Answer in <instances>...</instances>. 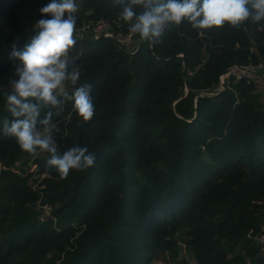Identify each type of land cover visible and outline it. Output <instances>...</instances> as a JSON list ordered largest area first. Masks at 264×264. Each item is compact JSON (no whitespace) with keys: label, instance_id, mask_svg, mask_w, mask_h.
Segmentation results:
<instances>
[{"label":"trees","instance_id":"16d2710c","mask_svg":"<svg viewBox=\"0 0 264 264\" xmlns=\"http://www.w3.org/2000/svg\"><path fill=\"white\" fill-rule=\"evenodd\" d=\"M48 2L0 0V264H149L184 250L194 261L182 264H264V102L254 80L214 92L230 66L264 60V21L203 35L184 22L151 47L135 34L128 49L76 37L70 61L79 83L94 85L95 115L84 121L66 101L60 116L47 106L41 118L54 113L61 153L86 146L96 163L60 180L47 154L2 132L18 63L9 54ZM78 4L76 28L106 18L129 29L114 0Z\"/></svg>","mask_w":264,"mask_h":264},{"label":"clouds","instance_id":"9594fccd","mask_svg":"<svg viewBox=\"0 0 264 264\" xmlns=\"http://www.w3.org/2000/svg\"><path fill=\"white\" fill-rule=\"evenodd\" d=\"M122 10L119 19L129 31L153 46L160 42L165 30L187 22L198 35L225 25L239 28L251 20L264 21V0H114ZM78 0H49L39 8L41 18L35 31L22 48L12 46L9 59L17 61L11 90L4 93L7 111L12 119L3 121L2 132L14 138L19 148L29 155L47 154L46 167L54 169L59 179L72 170L87 171L95 166L96 153L86 146H73L60 152L54 139L59 131L53 123L52 111L41 118V109L50 106L60 116L65 101L84 121L93 119L96 105L94 85L79 83L80 72L72 66L69 53L76 45ZM140 9V11H137ZM71 64V70H70ZM68 82L72 90H58Z\"/></svg>","mask_w":264,"mask_h":264},{"label":"built area","instance_id":"2783aa9c","mask_svg":"<svg viewBox=\"0 0 264 264\" xmlns=\"http://www.w3.org/2000/svg\"><path fill=\"white\" fill-rule=\"evenodd\" d=\"M121 24H119L120 26ZM87 33L93 34L95 37L106 36L111 37L116 40L121 45H127L129 48L133 43H135V34L131 33L129 29L126 32L122 30H115L111 21L106 18H100L97 20L85 21L80 26L76 28L75 36L78 38H83ZM132 49V48H131ZM70 59V53H69ZM259 74H264V60H259L258 62H252L248 64H234L230 66L225 72H223L219 81L214 87V92L221 91L225 88L227 81L230 78L235 80L247 79L255 80L256 76ZM68 88L67 82L65 86L58 90L61 99H63L62 93ZM66 101L64 102V104ZM70 115V114H69ZM45 173L43 174V176ZM43 208V219L47 218L51 214V205L49 203H44ZM46 212V213H45Z\"/></svg>","mask_w":264,"mask_h":264},{"label":"rangeland","instance_id":"374dc122","mask_svg":"<svg viewBox=\"0 0 264 264\" xmlns=\"http://www.w3.org/2000/svg\"><path fill=\"white\" fill-rule=\"evenodd\" d=\"M125 48H129L127 45H123ZM256 82L257 90L260 93L261 99L264 102V77L259 76L254 80ZM68 88L71 89V85L67 82ZM46 213V212H45ZM185 256L188 259L193 260L191 254H189L186 250L181 253L180 257L173 258L168 252L160 251L151 256L149 264H182V257ZM193 263V262H192Z\"/></svg>","mask_w":264,"mask_h":264},{"label":"crops","instance_id":"0c3cea01","mask_svg":"<svg viewBox=\"0 0 264 264\" xmlns=\"http://www.w3.org/2000/svg\"><path fill=\"white\" fill-rule=\"evenodd\" d=\"M259 76H263L264 77V74L257 75L255 79H257Z\"/></svg>","mask_w":264,"mask_h":264}]
</instances>
